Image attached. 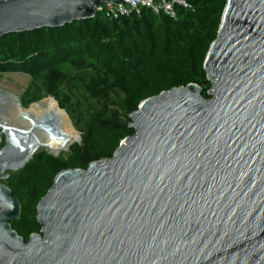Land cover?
I'll use <instances>...</instances> for the list:
<instances>
[{"label":"water","instance_id":"water-1","mask_svg":"<svg viewBox=\"0 0 264 264\" xmlns=\"http://www.w3.org/2000/svg\"><path fill=\"white\" fill-rule=\"evenodd\" d=\"M122 2L0 0V37ZM202 67L207 98L195 83L145 98L110 158L59 171L26 241L0 182V264H264V0H226ZM7 148L16 170L40 147Z\"/></svg>","mask_w":264,"mask_h":264},{"label":"trees","instance_id":"trees-1","mask_svg":"<svg viewBox=\"0 0 264 264\" xmlns=\"http://www.w3.org/2000/svg\"><path fill=\"white\" fill-rule=\"evenodd\" d=\"M185 1L190 6L177 5L173 17L144 7L139 15L116 19L97 11L91 19L0 37V73L29 76L20 108L46 96L54 99L48 98L59 112L63 142L53 152L77 140V132L80 137L66 152L54 156L40 150L6 172L2 182L20 203L10 225L25 241L40 231L36 204L54 176L110 158L121 140L133 134L129 114L141 100L188 83L197 84L207 98L210 82L202 63L226 0Z\"/></svg>","mask_w":264,"mask_h":264},{"label":"bare ground","instance_id":"bare-ground-1","mask_svg":"<svg viewBox=\"0 0 264 264\" xmlns=\"http://www.w3.org/2000/svg\"><path fill=\"white\" fill-rule=\"evenodd\" d=\"M14 111L10 115L9 120L0 119V130L8 134V144L17 148V150L22 151L21 153H26L33 147H43L48 150L55 148L62 136L63 130L61 131L53 123L46 121L37 112L34 111V107L20 108L17 99H14ZM25 115L29 120L20 118V115ZM18 120L20 125H15V121ZM17 163L12 161L11 163L0 161V173L6 170V167H11Z\"/></svg>","mask_w":264,"mask_h":264},{"label":"rangeland","instance_id":"rangeland-1","mask_svg":"<svg viewBox=\"0 0 264 264\" xmlns=\"http://www.w3.org/2000/svg\"><path fill=\"white\" fill-rule=\"evenodd\" d=\"M28 82H29V76L22 72H2L0 73V119L1 120L10 119V115L14 111L13 101L14 99H17V100L19 99L20 94L22 93L23 89L26 87ZM48 98L50 97L46 96L43 98V100L41 99L38 102L29 105L28 107L33 106L35 112H37L46 121H49L53 123L54 125H56V127L61 131V127H60L59 120H58L59 112L57 108L48 100ZM66 117H68V115ZM68 119L69 117L67 118V121ZM14 123L17 126L20 125L18 120H16ZM8 139H11V137H8V134L0 130V149L6 144L9 147L6 149L5 154L3 155V158H10L14 155L12 151V146L8 144L9 143ZM62 142H63V139L61 136L60 141L55 148L48 150L46 148L41 147L37 151L44 150L52 155L55 154L57 156L58 154H61L62 152H66L69 146L74 143V142H71L68 146L59 150L58 152H53L60 147ZM7 171L9 170L6 169L5 171L0 173V182H2V180L5 178L4 176L6 175ZM10 171H14V170H10Z\"/></svg>","mask_w":264,"mask_h":264},{"label":"built area","instance_id":"built-area-1","mask_svg":"<svg viewBox=\"0 0 264 264\" xmlns=\"http://www.w3.org/2000/svg\"><path fill=\"white\" fill-rule=\"evenodd\" d=\"M188 8L190 5L185 0H123L121 4H103L97 11H101L106 19H116L121 16L139 15L141 8H147L155 14L160 12L175 16L176 6Z\"/></svg>","mask_w":264,"mask_h":264}]
</instances>
